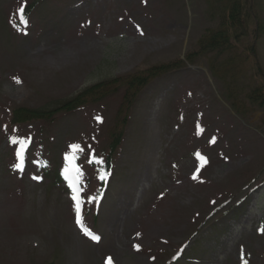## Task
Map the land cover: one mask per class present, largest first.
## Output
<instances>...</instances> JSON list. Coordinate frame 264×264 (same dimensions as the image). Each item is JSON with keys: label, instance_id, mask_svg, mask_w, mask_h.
I'll use <instances>...</instances> for the list:
<instances>
[{"label": "rangeland", "instance_id": "obj_1", "mask_svg": "<svg viewBox=\"0 0 264 264\" xmlns=\"http://www.w3.org/2000/svg\"><path fill=\"white\" fill-rule=\"evenodd\" d=\"M217 1L0 0V264H264V109L245 103L237 115L210 56L186 62L216 27L210 8L225 5ZM247 3L243 17L260 33L233 50L239 100L264 76V0ZM21 7L30 12L24 24ZM179 60L120 113L117 86L53 121L11 124L15 110L51 109L86 87ZM116 126L121 144L99 203L88 161L107 154ZM12 137L29 141L22 171ZM73 144L84 149L75 195L97 245L76 229L73 196L52 184ZM197 152L207 163L193 180Z\"/></svg>", "mask_w": 264, "mask_h": 264}, {"label": "trees", "instance_id": "obj_2", "mask_svg": "<svg viewBox=\"0 0 264 264\" xmlns=\"http://www.w3.org/2000/svg\"><path fill=\"white\" fill-rule=\"evenodd\" d=\"M249 1L250 0H218L217 2H223V4H225L221 8L222 13L216 11L215 5L214 9L213 7L210 8L211 11L213 10L215 12L212 13L213 18L215 16L218 21L216 27L205 31V35H203L197 42L198 51L186 58V62L193 63V60L191 59L193 56H210L208 70L219 82L222 83V86L226 91L225 97L227 100L231 101V109L239 116H242L243 114L240 110L241 108L244 109L245 103L247 106H257L259 109H264V76H260L262 81L260 85L251 87L244 92L242 100H239L238 97H234V90L231 87L237 79V75L234 74V69L237 66V63L232 62L233 58L236 56V53H233V50L237 48V44L240 43L241 39L247 38L254 32L260 33L259 27L255 28L254 31L252 30L253 32L251 33L248 17H243V4ZM253 41L256 42L255 38ZM254 42L252 47L247 49V51L251 52L252 59L255 56L253 49L255 47ZM225 53H227L228 58H221V55ZM183 66V61L179 60L174 64L153 66L141 73L123 79L122 81L113 79L110 81L108 80L109 82L106 83H98L85 88L64 102L53 105L54 107L52 106L51 109L17 110L13 112L12 123L18 124L34 121H50L54 115L60 112H73L83 107L85 103L91 99H102L108 94V91H110L112 87H114L112 89L115 93L117 86L124 88V92L119 96L122 100L121 103H123L121 109L118 111L120 113L122 112L124 105H129L134 96L152 80L164 73H170ZM261 123L264 126V119L261 120ZM118 125L123 127L122 123ZM121 132L122 129L119 131L117 126L111 131V138L113 141L110 145V156L106 159L104 165L97 166L96 171L98 174H100L101 167H105L108 172L110 171L111 155L120 144L122 138ZM73 163L76 164L75 161H73ZM66 165L70 164L67 162ZM91 167L95 169V165H92ZM104 186L105 182L101 184L100 190H103L105 188Z\"/></svg>", "mask_w": 264, "mask_h": 264}, {"label": "snow or ice", "instance_id": "obj_3", "mask_svg": "<svg viewBox=\"0 0 264 264\" xmlns=\"http://www.w3.org/2000/svg\"><path fill=\"white\" fill-rule=\"evenodd\" d=\"M18 11H19L20 14H22L23 11H24V8L21 7ZM97 120L99 122H102V120H100L99 117L97 118ZM10 143L13 144V145H17V147H18V151L16 152V156H17V160H18V165L16 167V170L17 171H22V169L19 167V161H21L23 159V155H24V152L26 150V147H27L29 141H28V139H25V138L12 137L10 139ZM211 143H215V138H213ZM71 151H72L73 155L72 156H66L65 159L71 165L72 171L76 174L77 177H79L81 175V169L79 168L78 165L74 164L73 161L76 159V157H77V155L79 153L84 151V149L79 144H73V145H71ZM89 159H90V162H92V163H95V164H98V165H104V161L102 159L96 158L94 154H91ZM195 159L198 162V167L196 169V173L193 174V176H192L193 180L198 179V173H199L200 168H202L207 163L206 157L201 155L199 152L195 153ZM67 173H68V169L66 168L65 169V179L66 180L68 179ZM108 175H109V172L107 171V169L105 167H101L98 179L101 180V181H104V180L107 179ZM33 179L37 180L39 182L42 178L33 177ZM70 187L72 188V190L74 192H78L79 191V187L77 186L76 182L72 183L70 185ZM95 199L96 198H92V200L90 202L94 203ZM73 200L77 203V206L79 207V197L74 195L73 196ZM79 211H80V207H79ZM88 234H89L91 239H93L94 241L98 242V240H99L98 236L93 235L92 233H88ZM136 247H137V250H139V246H136ZM106 264H111V258H108V261L106 262Z\"/></svg>", "mask_w": 264, "mask_h": 264}]
</instances>
